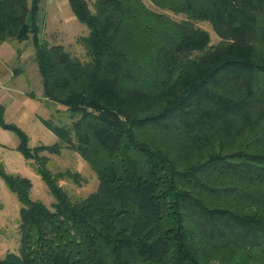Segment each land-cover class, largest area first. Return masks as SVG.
Instances as JSON below:
<instances>
[{
  "label": "trees",
  "instance_id": "trees-1",
  "mask_svg": "<svg viewBox=\"0 0 264 264\" xmlns=\"http://www.w3.org/2000/svg\"><path fill=\"white\" fill-rule=\"evenodd\" d=\"M43 1L0 0V45L32 38L43 98L70 124L41 120L58 141L30 149L0 105L54 200L2 173L22 209L0 264H264V0H67L87 62L40 37ZM63 148L98 180L85 198L58 185L78 173L47 168Z\"/></svg>",
  "mask_w": 264,
  "mask_h": 264
},
{
  "label": "rangeland",
  "instance_id": "rangeland-1",
  "mask_svg": "<svg viewBox=\"0 0 264 264\" xmlns=\"http://www.w3.org/2000/svg\"><path fill=\"white\" fill-rule=\"evenodd\" d=\"M44 2L46 0L40 5V7L43 6L44 8L39 15L41 17L43 16L42 23H44L40 37L50 44L63 46L73 58L81 62H87L88 59L85 54V49L79 42V39L86 36L88 30L84 25L76 21L67 0H51L50 5H46ZM143 2L147 7L152 9L147 0H143ZM61 5H64V8ZM69 15L74 18L73 23H71ZM170 17L175 21L182 20V17L173 15H170ZM195 25L196 28L208 33L210 45L215 46L219 43L218 37L208 23H196ZM4 44L6 46H3L1 54L6 59H9L12 51H21L22 61L20 63L15 61L9 67V70H11V79L22 75L20 78L22 81L21 86L16 97L17 103H21L25 100V95L28 96L29 92L37 94V88L41 84L40 78L36 74L37 70L33 59V47L30 42L27 43L26 41L22 43L8 41ZM6 69H8V66ZM18 69L21 71L16 74V70ZM26 82L33 84L34 88H32V91L26 88ZM26 102H29L28 106H21L22 111L18 115H15L17 113L13 111L4 112L6 123L14 124L26 134L28 139L27 146L30 149H34L37 146H53L58 140L43 125L40 118L50 119L55 124L63 126L69 125L70 120L63 111L64 109L61 106L58 107L57 105L42 100L37 101L34 98L27 99ZM0 104L6 107L5 102H2V100H0ZM44 106L47 107L46 112ZM45 113L49 114L50 117L45 116ZM18 145L19 139L13 132L0 128V260L8 253L18 255V227L22 209V205L15 194L10 192L6 186L2 173L6 176L28 180L31 185L29 196L32 201L43 205L48 210H52L54 204V200L45 182L38 174L34 163L23 157L22 153L17 149ZM43 155L49 159L47 168L53 175L65 172L79 174L81 180L80 186L75 185L69 179H63L58 182V185L68 194L71 200L85 198L96 191L98 180L88 164L78 154L63 148L57 155L47 153Z\"/></svg>",
  "mask_w": 264,
  "mask_h": 264
},
{
  "label": "crops",
  "instance_id": "crops-1",
  "mask_svg": "<svg viewBox=\"0 0 264 264\" xmlns=\"http://www.w3.org/2000/svg\"><path fill=\"white\" fill-rule=\"evenodd\" d=\"M44 3L46 5L47 4L50 5L51 0H46V2H44ZM61 6L64 8V5H61ZM43 9H44L43 6L42 7L39 6L38 12L36 13V16H35V19H34V22H35L36 26L40 29V31H42V28H44V23H42L43 16L42 17L39 16L40 13H41V11H43ZM74 18L72 16H70L71 23H73V21H74L73 19ZM28 23L30 24V19L28 20ZM26 42L27 43L30 42L32 44L33 51H34V46H33L32 38L30 37ZM3 46H6V45L4 43L0 45V100H2V102H5V104H6L5 106L6 107H4L2 104H0V105L3 107L4 112H6V111H9V112L13 111V112H16L17 113L15 115H18V113H20L22 111V107L21 106H28L29 102H26V101H27V99H31V98H34L37 101L42 100L44 102L51 103V102L46 101L43 98V88H42V84H40V87L37 88V94H35L33 92H29L28 93V96L25 95L26 97H25V100L24 101H22L21 103H17L16 97H17V94L19 93V88L21 86V82L22 81L20 80V78L22 77V75L21 76L18 75L17 78L16 77L15 78L13 77L11 79V75H10L11 74V70H9V67L15 61H17V63H20V61H22L21 60L22 59V57H21V51H19V55L17 54V51L16 52L12 51L11 54H10L9 59L8 58L6 59L1 54V52L3 51ZM25 46H27V45H25ZM15 53H16V56H15ZM34 53H35V51H34ZM33 59H34V56H33ZM7 66H8V69H6ZM36 70H37V67H36ZM20 71H21L20 69L16 70V74L17 73H20ZM36 74L38 75L37 72H36ZM30 81H32V80H30ZM26 85H27L26 88L28 90H30V91H32V88H34V86H33V84L31 82H29V83L26 82ZM24 94H26V93H24ZM46 109H47V107L44 106L45 112H46ZM45 116L48 117L49 114L45 113ZM40 119L41 120H48V119H43V118H40Z\"/></svg>",
  "mask_w": 264,
  "mask_h": 264
}]
</instances>
